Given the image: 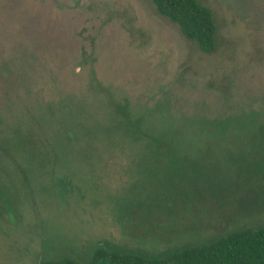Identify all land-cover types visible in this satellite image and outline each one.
Listing matches in <instances>:
<instances>
[{"label":"rangeland","instance_id":"rangeland-1","mask_svg":"<svg viewBox=\"0 0 264 264\" xmlns=\"http://www.w3.org/2000/svg\"><path fill=\"white\" fill-rule=\"evenodd\" d=\"M198 1L208 54L151 0H0V169L32 179L0 264L160 257L264 225V0Z\"/></svg>","mask_w":264,"mask_h":264},{"label":"trees","instance_id":"trees-1","mask_svg":"<svg viewBox=\"0 0 264 264\" xmlns=\"http://www.w3.org/2000/svg\"><path fill=\"white\" fill-rule=\"evenodd\" d=\"M151 2L156 12L177 25L180 33L187 40L195 42L201 52L208 54L214 50L216 26L212 13L198 0H151ZM163 145L158 142L155 147L164 148L170 155V147ZM13 146L16 155L17 150L26 148L19 140ZM7 160L4 168L0 169V181L4 180L10 187L19 186L20 190L18 194L8 190L0 194V230L16 228L18 223L23 221L24 205L32 204L28 199L22 201V196H27L25 188L32 181L30 167L23 168L25 166L22 163L10 164ZM42 168L43 166L37 173L38 176L42 174ZM172 170L175 171V168ZM15 195L18 199L13 201ZM40 264L78 263L72 259H65L46 260ZM87 264H264V225L228 234L204 246H186L160 257L97 248Z\"/></svg>","mask_w":264,"mask_h":264}]
</instances>
